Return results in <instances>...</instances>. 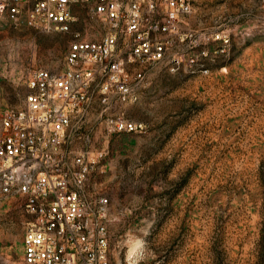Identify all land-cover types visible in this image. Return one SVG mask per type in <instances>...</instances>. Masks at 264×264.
I'll list each match as a JSON object with an SVG mask.
<instances>
[{"label":"rangeland","instance_id":"374dc122","mask_svg":"<svg viewBox=\"0 0 264 264\" xmlns=\"http://www.w3.org/2000/svg\"><path fill=\"white\" fill-rule=\"evenodd\" d=\"M192 1L181 67L153 64L137 103L102 113L96 98L72 135L74 148L108 150L86 191L108 200L110 264H264V0ZM76 11L53 32L0 13V112L23 103L31 70L64 68L77 33L103 35ZM120 110L145 129L109 133ZM27 219L22 197L0 196V264H25Z\"/></svg>","mask_w":264,"mask_h":264},{"label":"built area","instance_id":"2783aa9c","mask_svg":"<svg viewBox=\"0 0 264 264\" xmlns=\"http://www.w3.org/2000/svg\"><path fill=\"white\" fill-rule=\"evenodd\" d=\"M77 7L103 35L77 33L64 68L31 70L23 103L0 112V196L24 199L25 264H110L108 200L86 191L108 150L74 148L72 135L96 98L102 113L113 102L125 107L139 101L153 64L169 58L177 71L192 35V0H0L15 28L42 32L69 31ZM105 126L109 133L145 129L125 110L107 115Z\"/></svg>","mask_w":264,"mask_h":264}]
</instances>
